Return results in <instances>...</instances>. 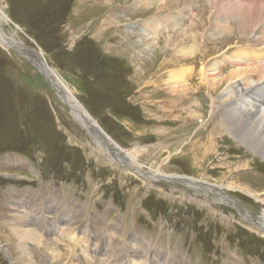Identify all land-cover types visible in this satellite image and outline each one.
Listing matches in <instances>:
<instances>
[{
  "label": "rangeland",
  "instance_id": "1",
  "mask_svg": "<svg viewBox=\"0 0 264 264\" xmlns=\"http://www.w3.org/2000/svg\"><path fill=\"white\" fill-rule=\"evenodd\" d=\"M204 1L0 0L3 33L41 51L127 152H105L28 53L0 41V264H264V158L220 131L223 90L195 89L202 70L222 79L244 69L239 54H264L263 34L234 31L235 4L261 3L227 0L219 15ZM185 71L182 101L170 77Z\"/></svg>",
  "mask_w": 264,
  "mask_h": 264
},
{
  "label": "bare ground",
  "instance_id": "2",
  "mask_svg": "<svg viewBox=\"0 0 264 264\" xmlns=\"http://www.w3.org/2000/svg\"><path fill=\"white\" fill-rule=\"evenodd\" d=\"M191 1L193 0H187V6L189 8L191 7ZM225 1L227 0H205L204 2L208 6H210L212 11L219 9L218 10L219 15H222L221 13L223 9H221L222 7L221 4H223ZM255 1L260 2L261 5L249 4V1L247 3L248 5L240 4V3L235 4L234 8L236 11L233 12L236 13V15H234L236 25H234L235 28L234 31H238V33L245 32V34H247L248 32H257L264 35V0H255ZM206 4L204 5L205 7ZM228 8L229 7H227V9ZM234 17L232 19H234ZM216 20H219L218 17L215 18V22ZM2 22H8V18L6 17L4 12L1 11L0 9V41L3 44L8 45L9 47L16 48L20 51H26V53H28L27 56H29V58H31L33 63L36 64L35 65L36 68L39 69V71L42 73V75H44L46 79H49L48 81L51 83V85L54 86V89L59 94V96L64 100V102L68 104V106L71 108L76 118L79 119V121L84 125V127L87 130H89L92 133V135L96 136L95 138L97 143L101 146V148L105 150V152H109L111 156L115 155L114 153H118V155L121 156L123 155L126 156L127 152L124 151L123 148H121L120 145L117 142H115L111 137H110L111 139H108L104 135L103 129L98 125V123H96L95 120L94 121L92 120L93 118L86 110V108L76 99L72 91L69 90V88L63 83V81H61L58 75H56V73L52 71V68L47 66V64L44 61L38 59V57H36L37 56L36 53L32 54V51L30 49L29 51H27L28 48L26 46H24L20 42L15 41L12 38H9L8 36L5 35V33H3V30L1 28ZM170 45H171L170 47H172L176 53H179L184 57L192 56L193 54L196 53L197 50L196 42L191 44V46H188L186 44L177 45L175 44L174 41H172ZM262 45L264 46V39ZM262 55L264 54L261 53L255 54L254 55L256 56L255 59H253L254 56H252L251 59L249 58L250 56H246L245 58L243 55L239 54V56L235 57L236 60H234L235 58H233V60L238 63V64L236 63L237 64L236 66H240L239 64H241V67H244V69L242 68L238 71H231L230 74L224 76L222 79L218 78L219 77L218 74L215 73L206 74L204 70H202L199 74L200 76H202L201 81L198 84V87H196L195 89L201 90L204 88L207 91H209L210 95L212 93H218L219 90H223L222 96L226 100V102H222V104L224 105L223 107L225 109L223 113V116L225 118L222 117L223 119L222 124L219 125L220 131L222 132V134L226 133L228 136L233 138V140L238 142V144H242L246 146L247 149H249L253 154L259 155L264 158V81L260 83L261 81L260 82L256 81V78L255 79L251 78L252 75L259 76L260 74V78L261 80H263L264 66L263 64L261 66H257V64L256 65H251V64L248 65L246 63L242 64L243 62L246 61L245 59L262 60L263 59ZM262 62L259 61V63ZM184 73H186V71L182 72L181 74H179V72H176L172 74L170 77V81L174 85L173 88L171 87V90L173 93H175L174 95L179 96L178 98L181 99L182 101H184L185 96L187 95L188 91H190L191 89V85H186V82L184 80L185 79ZM235 78H239V79H237L236 82H233L232 79ZM228 80H232L231 81L232 83L229 82ZM227 82L231 83L228 87H226ZM218 109L219 108H217V110ZM135 165H136V161L135 162L133 161V163H131L129 167L136 168ZM177 177L170 176L168 177V179L169 181L181 180L180 178ZM164 178H165L164 176H161V179ZM188 184L193 185L192 183H188ZM202 185L203 186L201 187L203 188L215 189L214 186L209 185L206 182H204ZM224 199L230 201V199L226 197H224ZM262 221H263L262 227L264 228V211L262 214ZM12 232L17 236V239L19 241L28 240L31 242H37V243L39 242L36 238L37 235L30 229L25 228L24 230H21L20 228H14L12 229ZM23 254L26 256L24 250H23ZM86 261L88 264H96L95 259H90L87 257Z\"/></svg>",
  "mask_w": 264,
  "mask_h": 264
},
{
  "label": "water",
  "instance_id": "3",
  "mask_svg": "<svg viewBox=\"0 0 264 264\" xmlns=\"http://www.w3.org/2000/svg\"><path fill=\"white\" fill-rule=\"evenodd\" d=\"M28 49H27V51H29V49L32 51V54L33 53H36L37 54V56L36 57H38V59H40V60H42V61H44L46 64H47V66H49L50 68H51V65L45 60V58H44V54L41 52V51H36V50H34L33 48H29V47H27ZM26 52V51H25ZM34 56V55H33ZM39 70V69H38ZM93 121H94V119H92ZM97 123V122H96ZM99 127V126H98ZM103 133H104V135L108 138V139H111L110 138V136L106 133V131H104L103 130ZM93 137H96L95 135H93ZM144 173H146L147 175H151L150 173H147V172H145V171H143Z\"/></svg>",
  "mask_w": 264,
  "mask_h": 264
}]
</instances>
